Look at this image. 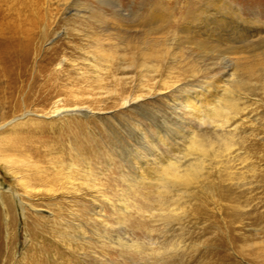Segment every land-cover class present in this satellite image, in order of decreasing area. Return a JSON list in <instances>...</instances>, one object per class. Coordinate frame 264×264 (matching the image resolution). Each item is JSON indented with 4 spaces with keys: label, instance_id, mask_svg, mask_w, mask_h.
<instances>
[{
    "label": "rangeland",
    "instance_id": "rangeland-1",
    "mask_svg": "<svg viewBox=\"0 0 264 264\" xmlns=\"http://www.w3.org/2000/svg\"><path fill=\"white\" fill-rule=\"evenodd\" d=\"M215 6L245 21L225 34L244 66L197 49L192 25ZM3 45L31 54L23 84L42 100L0 130V150L36 146L25 160L49 176L71 158L78 190L27 199L0 163V264H264V0H0ZM214 79L240 84L237 112L184 114ZM51 96L89 111L54 116ZM6 114L0 124L21 113ZM171 163L191 180L136 182Z\"/></svg>",
    "mask_w": 264,
    "mask_h": 264
},
{
    "label": "bare ground",
    "instance_id": "bare-ground-1",
    "mask_svg": "<svg viewBox=\"0 0 264 264\" xmlns=\"http://www.w3.org/2000/svg\"><path fill=\"white\" fill-rule=\"evenodd\" d=\"M226 9L227 8L225 6H215L212 9L213 14L211 13L210 10H209L210 12L207 10H202V14L206 15L205 18L211 19L212 21L209 24L204 23L201 26H199V24L198 25L195 24L193 26L191 24V21H189V24L192 25L193 30H196L197 29L196 27H199L197 30L200 33L202 32L201 35L204 34L205 36L204 38L199 39L198 37H196L199 39V41H197L198 45L196 46L200 52H204L205 50L208 52V54L210 55L209 57L210 63H213L218 58H220L222 60L224 59L226 63L229 62V64H227L226 67H228L229 65H233L234 68H237L240 66H244L245 64L248 63L247 62L244 64L242 60L246 59V57L243 54L239 55L240 52L244 53V50H240L241 49L240 47L230 48V46H228L227 44L230 43L231 40L227 39L225 34L227 35L226 32L228 30V27H230V25L232 24V22L242 21L244 23L245 21L242 20L240 16H238L237 14L230 13L229 11L226 12ZM205 18L204 21L206 20ZM229 32H231V30ZM130 35L133 36V34ZM201 35H199V37ZM233 36L231 35V38ZM252 36L253 35H251L250 37ZM227 46L233 50L230 51ZM252 48L253 47H250V45L246 46V52L249 55L252 54L251 52ZM30 55L31 54L30 53L28 54L27 52H19L16 50H12L5 45L0 46V109L3 110V114L2 113L0 114V119H3L7 115L6 113L7 112L9 113V111L14 112L16 110L17 111L19 110L21 113L19 116H14L10 120L4 119L3 123L0 124V130L7 125L19 124L18 121L21 120V118L32 113L29 111V105L35 104L38 101L41 102L42 100L39 91L40 88L37 89V87L35 86L36 83H33L34 81L30 82L28 88L26 89L27 82H25V74L29 68L28 60L30 58ZM59 67H60L59 65L56 66L55 71H57ZM48 70L49 69L47 68L42 69V71L47 72L49 74ZM212 82H214L212 84L213 86L212 89H208L205 86L202 87L200 90L198 89L199 91H194L191 95L189 94V96L187 97L188 99L186 101V106L184 108L186 110V112H183L184 114L193 115L195 114L194 112L197 111V117L203 116V118L204 117L207 119L209 118L213 122H218L219 120L217 118L221 117L223 120L226 121L230 113L237 112L238 108L236 105L235 92L241 89L240 84L237 83L234 79H232L230 87L227 88L220 85V82H218L216 79H214V81ZM23 83L26 84V87H24ZM44 84H47V80L44 82ZM70 92L72 91L70 90ZM52 98L53 97L51 96L50 100ZM62 99H60V97L58 96L56 97V99L51 100L49 103H45L44 101L45 105L48 104V107L47 108L43 107V108L51 110L50 114L54 116L55 115L61 116L66 113L82 114V113H88L89 111L88 108H86L85 106L82 107L80 105L67 107L65 106V104H63ZM122 101L124 104L126 103L130 104L131 102L129 98H124ZM202 102L203 104L201 105ZM202 110L204 111L203 115H201ZM194 138L195 135L192 133L191 136L189 137L190 141L189 142L187 141L189 143L188 145L189 152H192L194 150L193 149V146L195 144ZM4 147L5 148L3 150H0V163L6 166L9 174H12L14 178L17 180V182L22 186L25 193L23 197H26L27 199L30 200L31 198H38L37 200H44L47 199L48 195L54 196V194L56 195L57 192L58 193L62 191L70 192L71 190L73 191L78 190L77 188L78 177L72 175L74 169H76L75 162H73L71 158H70V162L68 164H65L66 166L65 169L63 170L58 169L57 168L58 166L54 165L55 172L49 176L45 173L43 169H40V167L38 166L39 162H31L29 160H25V158L28 157L34 158L36 156L39 157L41 156V151L36 146L29 147L26 146V144L11 139L7 143L5 142ZM1 151L4 152L7 151V153H2ZM145 162H154V161L153 159H146ZM58 164L61 165L62 162H58ZM87 164L88 162H86V165ZM177 169H178L177 164L171 163L166 168H164L160 176H158L155 175L156 171L151 172L146 167L142 169L143 170L142 172H139L138 177L140 178L139 181L137 180L136 182L140 183L141 182L140 180L144 182L145 178H149L151 181H153V179L157 180L156 182L157 184L159 183L160 185L162 184L166 186L175 182L178 183L179 185L191 180L190 172L186 171L181 174L179 173V171H177ZM86 172H88V170L83 171L84 178L82 182H85L88 179L91 180L89 175H87L86 177L85 175ZM13 194L16 195L18 193L16 192ZM52 196L48 198H52ZM25 204L33 212L37 211V208L35 207L34 203H25Z\"/></svg>",
    "mask_w": 264,
    "mask_h": 264
}]
</instances>
